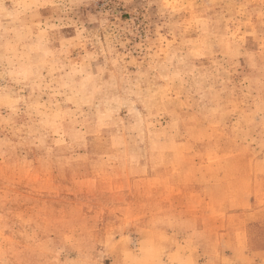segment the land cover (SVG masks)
<instances>
[{"label":"rangeland","instance_id":"1","mask_svg":"<svg viewBox=\"0 0 264 264\" xmlns=\"http://www.w3.org/2000/svg\"><path fill=\"white\" fill-rule=\"evenodd\" d=\"M0 264H264V0H0Z\"/></svg>","mask_w":264,"mask_h":264}]
</instances>
